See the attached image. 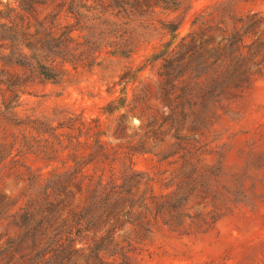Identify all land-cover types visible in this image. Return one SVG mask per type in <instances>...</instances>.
Wrapping results in <instances>:
<instances>
[{
    "label": "trees",
    "instance_id": "trees-1",
    "mask_svg": "<svg viewBox=\"0 0 264 264\" xmlns=\"http://www.w3.org/2000/svg\"><path fill=\"white\" fill-rule=\"evenodd\" d=\"M181 2H1L6 9L0 11L1 161L12 155L14 148L18 153L53 157L65 153L71 157L86 149L90 152L71 172L42 180L34 177L32 186L41 189L30 193L21 207L19 200L0 190V222L16 229L14 235L9 229L0 233V264H132L134 244L147 240L159 224L180 234H188L193 227L205 232L232 210L235 203L219 192V187L214 190L220 184L219 169L203 165L207 151L200 137L217 123L216 112L223 103L239 98L264 76L262 13L202 15L181 38L180 27L173 24L169 28L172 43L157 56L161 60L163 109L140 127L143 134L134 137L124 133L122 120L127 116L123 114L116 131L119 135L115 136L126 140L127 145L106 146L96 120L74 117L53 126L39 119H20L13 112L14 102L19 103L36 77L57 82L67 65L78 67V50L90 57V46L97 41L88 39L95 33L118 39L119 29L131 25L137 17L157 9L177 12ZM40 8H53L55 12L41 20ZM62 16L73 23L62 25ZM15 67L22 68L23 75L11 73ZM146 97L147 92L143 99H134L128 112L145 114ZM127 106L121 100L113 110ZM9 138L12 142L8 150L5 140ZM162 146L167 151H161ZM136 154L157 155L160 161L175 159L169 163L178 165L166 189L171 190L160 194L155 191L154 179L135 170ZM120 161L122 168L117 169ZM91 166L93 174L82 172ZM103 166L111 169L109 175Z\"/></svg>",
    "mask_w": 264,
    "mask_h": 264
},
{
    "label": "rangeland",
    "instance_id": "rangeland-1",
    "mask_svg": "<svg viewBox=\"0 0 264 264\" xmlns=\"http://www.w3.org/2000/svg\"><path fill=\"white\" fill-rule=\"evenodd\" d=\"M9 1L0 0V11H6L1 2ZM181 1L177 12L157 9L137 17L131 25L119 29L118 39L109 40L99 32L89 37L88 41H97L96 45L90 46V57L78 50L75 58L78 67L67 65L57 82L36 77L20 96L19 103L14 102L15 115L20 119H39L53 126L74 117L96 120L106 146L127 145L126 140H118L115 136L119 135L116 131L121 116H127L122 120L125 135L134 137L133 134H143L144 129L142 131L140 127L151 115L163 109L159 76L161 60L157 56L172 43L169 28L173 24L180 27L181 38L191 31L192 22L202 15L264 14V0ZM54 12L53 8H40L38 17L42 20ZM60 22L62 25L73 23L65 16ZM118 40V43L111 42ZM79 41L84 42V39ZM24 51L30 54L28 49ZM10 72L23 75L25 71L15 67ZM146 92L145 106L148 108L145 114L128 112L131 102L143 99ZM2 99L0 96V107ZM121 100L128 106L120 111L113 110L119 107ZM222 106L216 112L217 123L200 137V141L207 151L202 158L203 165L220 171L217 173L220 184L217 183L214 190L218 191L219 187V192L235 203L232 210L205 232L193 227L188 234H180L159 224L147 240L134 244L132 264H264V76L239 98ZM60 132L70 134L66 130ZM3 137L4 133L0 131V142ZM133 139L137 141V138ZM5 142L9 150L11 138ZM161 151H167L166 146H162ZM89 152L90 149H86L71 157L68 153L53 157L43 153H18L14 148L8 158L3 161L0 158V190L19 200L21 207L28 202L30 193H39L41 189L32 186L34 177L42 180L71 172L76 162L88 158ZM160 158L152 154L133 157L135 170L154 179L158 194L171 190L166 189L178 167L169 164L175 159L160 161ZM120 162L117 169L122 168L123 161ZM103 167L109 175L111 169ZM82 172L93 174V166ZM6 224L0 222V233L9 229L14 235L16 229L8 228Z\"/></svg>",
    "mask_w": 264,
    "mask_h": 264
}]
</instances>
